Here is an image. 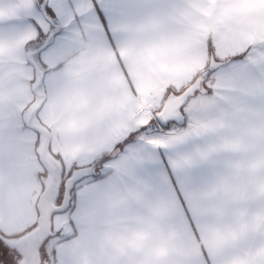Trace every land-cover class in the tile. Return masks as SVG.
<instances>
[{
    "label": "snow or ice",
    "instance_id": "obj_1",
    "mask_svg": "<svg viewBox=\"0 0 264 264\" xmlns=\"http://www.w3.org/2000/svg\"><path fill=\"white\" fill-rule=\"evenodd\" d=\"M0 264H264V0H0Z\"/></svg>",
    "mask_w": 264,
    "mask_h": 264
},
{
    "label": "crops",
    "instance_id": "obj_2",
    "mask_svg": "<svg viewBox=\"0 0 264 264\" xmlns=\"http://www.w3.org/2000/svg\"><path fill=\"white\" fill-rule=\"evenodd\" d=\"M107 246V242L104 243V245H102V247H106Z\"/></svg>",
    "mask_w": 264,
    "mask_h": 264
}]
</instances>
